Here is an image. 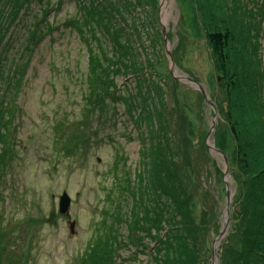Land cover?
<instances>
[{"label": "rangeland", "instance_id": "obj_1", "mask_svg": "<svg viewBox=\"0 0 264 264\" xmlns=\"http://www.w3.org/2000/svg\"><path fill=\"white\" fill-rule=\"evenodd\" d=\"M165 1L28 0L25 8L31 10L24 14L23 9L6 24L3 44H9L0 50V62L7 77L0 85L4 101L17 99L18 113L11 130L15 152L0 181V264H91L89 246L109 227L123 236L113 264H154L157 244L150 239L131 243L126 218L139 183L151 179L159 158L177 161L187 173L211 264L214 258L221 264L241 245L239 186L231 170L225 175L224 157L209 147L227 153L231 162L235 157L224 92L191 0ZM234 1L259 30L264 77V0ZM99 10L107 13L96 18L101 27L94 21ZM35 27L45 30V38L35 46L23 77L20 54ZM114 37L130 52L117 49ZM102 47L105 64L114 63L112 69L105 66L106 100L89 79V48L99 56ZM182 77L201 84L205 94ZM225 180L232 194L230 218L214 257V243L226 224ZM63 192L72 198L66 214L60 211Z\"/></svg>", "mask_w": 264, "mask_h": 264}, {"label": "trees", "instance_id": "obj_2", "mask_svg": "<svg viewBox=\"0 0 264 264\" xmlns=\"http://www.w3.org/2000/svg\"><path fill=\"white\" fill-rule=\"evenodd\" d=\"M191 2L194 13L198 15V22L205 31L217 73V84L224 92V118L235 145L232 162L227 153L226 156L239 186L240 221L236 233L240 231L241 245L237 250L229 251L228 259L221 264H264V77L256 44L259 30H253L247 9H243L234 0ZM27 3L28 0H0V50L5 49V46L7 49L9 44H3L7 35L6 24H12L23 9L24 14L31 10L29 6L25 8ZM106 14L100 11L94 15V21H97L99 27L101 22L96 18ZM120 19L126 21L123 17ZM43 31L42 27H35L27 33L26 49L20 54L24 61L20 68L23 77L30 67L35 46L39 48L45 38ZM79 32L84 40L83 31L80 29ZM113 40L117 49L130 52L117 37ZM89 50V79L92 85L99 84L97 96L100 100H106L104 94L109 93V89L106 88L108 75L105 66L112 69L114 63L109 66L105 64L106 53L103 47L99 49V56L92 54L93 49ZM3 74V64L0 62V78L5 80L7 76ZM176 83L179 86L180 82ZM16 85L18 92L23 86V80ZM94 93L92 91L91 94ZM90 98L88 92L84 93L83 99L88 101L89 107L92 105ZM16 101H4L0 85V143L5 140L3 150L0 149V181L4 179L9 157L15 152L11 130L18 113ZM10 102L9 108L6 104ZM4 129H7V133H3ZM185 144L190 149L189 139ZM184 156L189 162L188 150ZM153 167L151 179L143 178L139 183L133 211L126 218L129 241L135 244L138 239L142 242L150 239L157 244L151 254L154 264H211V246L205 239L201 241L203 230L197 222L198 217L193 213L196 207H192L194 197L186 180V171L177 161L170 162L164 158H159ZM120 244L123 245V236L113 227H109L102 235L100 233L87 251L91 264L117 262L120 258Z\"/></svg>", "mask_w": 264, "mask_h": 264}, {"label": "water", "instance_id": "obj_3", "mask_svg": "<svg viewBox=\"0 0 264 264\" xmlns=\"http://www.w3.org/2000/svg\"><path fill=\"white\" fill-rule=\"evenodd\" d=\"M162 1V0H161ZM165 0H163L164 2ZM168 54L170 55V57L172 58V61H173V64L174 66H176L174 60H173V57H172V54L170 52V50L168 51ZM171 73L173 74V76L178 80V76L175 75V71L173 69H171ZM183 81L185 79L187 80H190L191 82L193 83H196L197 85H199L201 87V91L203 94H205V90L204 88L201 86V84L197 83L196 81H194L193 79L191 78H184L182 77ZM212 107H214V105L211 103ZM215 113H216V118L218 119V112L217 110L215 109ZM209 147L211 150L213 151H217L219 152L225 159V175L226 176H230L228 175L230 173V169H229V163H228V158L226 155H224L220 150H218L215 145H210L209 144ZM226 182V186H227V207H226V210H225V219H226V224L224 225V229L223 231L221 232V234L219 235V237H217L215 243H214V246H213V252H214V257L216 256V250L220 244V240L221 238L225 235L226 231H227V222H229V213H230V206H231V201H232V194L230 192V189H229V185L227 184V180H225ZM72 205V198L70 197V195L67 193V192H63V194L61 195V201H60V211L62 214H66V213H69V210H70V207ZM76 225V222H74L72 224V227H71V230L72 232H75V229H74V226ZM212 264H216V259L214 258L213 260V263Z\"/></svg>", "mask_w": 264, "mask_h": 264}, {"label": "bare ground", "instance_id": "obj_4", "mask_svg": "<svg viewBox=\"0 0 264 264\" xmlns=\"http://www.w3.org/2000/svg\"><path fill=\"white\" fill-rule=\"evenodd\" d=\"M166 2V1H165ZM167 3V2H166ZM166 5H165V3H164V7H165Z\"/></svg>", "mask_w": 264, "mask_h": 264}]
</instances>
